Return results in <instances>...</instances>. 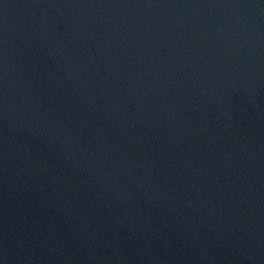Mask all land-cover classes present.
I'll use <instances>...</instances> for the list:
<instances>
[{
  "label": "water",
  "instance_id": "obj_1",
  "mask_svg": "<svg viewBox=\"0 0 264 264\" xmlns=\"http://www.w3.org/2000/svg\"><path fill=\"white\" fill-rule=\"evenodd\" d=\"M0 264H264V0H0Z\"/></svg>",
  "mask_w": 264,
  "mask_h": 264
}]
</instances>
